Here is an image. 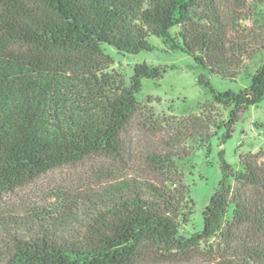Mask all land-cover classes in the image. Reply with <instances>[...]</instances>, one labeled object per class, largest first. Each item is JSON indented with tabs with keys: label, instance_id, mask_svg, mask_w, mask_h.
I'll use <instances>...</instances> for the list:
<instances>
[{
	"label": "trees",
	"instance_id": "16d2710c",
	"mask_svg": "<svg viewBox=\"0 0 264 264\" xmlns=\"http://www.w3.org/2000/svg\"><path fill=\"white\" fill-rule=\"evenodd\" d=\"M251 1L264 8V0ZM232 32L234 22L213 0H0V194L89 157H123L142 82L161 79L163 70L138 64L127 81L108 72L113 59L103 46L136 55L150 50L154 36L203 71L236 80L245 61L264 52V31L253 32L250 44ZM248 80L238 92H216L206 75L198 77L227 112L222 141L241 112L264 100V61ZM219 157L222 180L203 210L202 230L189 239L180 234L194 208L189 188L180 177L171 186L153 180L174 164L152 152V172L109 184L84 222L73 198L34 207L13 222L22 230L0 219L11 235L0 264H158L214 239L212 264H264V160L247 155L235 173Z\"/></svg>",
	"mask_w": 264,
	"mask_h": 264
},
{
	"label": "rangeland",
	"instance_id": "374dc122",
	"mask_svg": "<svg viewBox=\"0 0 264 264\" xmlns=\"http://www.w3.org/2000/svg\"><path fill=\"white\" fill-rule=\"evenodd\" d=\"M213 3L228 22H234L237 34L232 32L233 36L245 37L250 44L254 41L251 38L253 32L264 31V8L254 6L251 0H213ZM147 42L150 50L136 55L121 54L112 47L103 46L104 52L113 59L108 72L122 74L127 81L138 64L158 66L163 70L161 79H144L142 82L137 95L138 110L123 135V157L120 160L89 157L0 194V219L10 223L11 231L24 229L21 223L13 225V222H20L34 207L56 206L71 198L81 202L80 210L74 212L79 215V223L84 222L93 203H98L103 189L109 184L139 179L138 176L151 173L153 165L147 154L155 152L167 155L174 167L151 174V178L171 186L176 177H180L189 188L193 213L190 223L180 229L181 236L189 239L202 230L203 210L222 180L219 153L235 173H242L240 160L247 155L261 156L259 162H263L264 100L241 112L231 137L222 141L227 112L212 103V95L198 82V77L206 75L216 92H238L248 86V75L264 61V52L245 61V73L238 79L228 80L203 71L190 56L170 51L157 37L149 36ZM196 133L202 136L208 133V137L199 138ZM228 184L233 185L231 177ZM10 240L11 235L5 228H0V249L5 250ZM219 241L200 242L186 256L158 264H212Z\"/></svg>",
	"mask_w": 264,
	"mask_h": 264
}]
</instances>
